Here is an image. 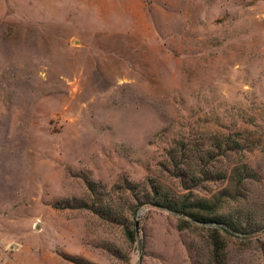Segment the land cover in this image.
Masks as SVG:
<instances>
[{"label": "rangeland", "instance_id": "obj_1", "mask_svg": "<svg viewBox=\"0 0 264 264\" xmlns=\"http://www.w3.org/2000/svg\"><path fill=\"white\" fill-rule=\"evenodd\" d=\"M0 264H264V0H0Z\"/></svg>", "mask_w": 264, "mask_h": 264}, {"label": "trees", "instance_id": "obj_2", "mask_svg": "<svg viewBox=\"0 0 264 264\" xmlns=\"http://www.w3.org/2000/svg\"><path fill=\"white\" fill-rule=\"evenodd\" d=\"M182 213H185V211H182ZM190 214V216L195 219V220H198V221H207L208 219L206 217H203V216H198L194 213H188ZM130 236L134 238V236L132 235V233H130ZM217 250V249H216Z\"/></svg>", "mask_w": 264, "mask_h": 264}]
</instances>
